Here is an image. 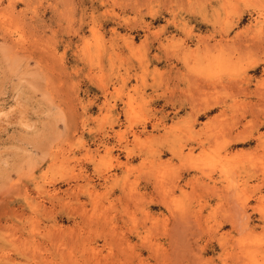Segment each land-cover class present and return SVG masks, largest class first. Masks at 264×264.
Here are the masks:
<instances>
[{"label": "rangeland", "instance_id": "rangeland-1", "mask_svg": "<svg viewBox=\"0 0 264 264\" xmlns=\"http://www.w3.org/2000/svg\"><path fill=\"white\" fill-rule=\"evenodd\" d=\"M263 95L264 0H0V264H264Z\"/></svg>", "mask_w": 264, "mask_h": 264}, {"label": "bare ground", "instance_id": "bare-ground-1", "mask_svg": "<svg viewBox=\"0 0 264 264\" xmlns=\"http://www.w3.org/2000/svg\"><path fill=\"white\" fill-rule=\"evenodd\" d=\"M205 40V39H204ZM244 89V88H243ZM203 90V89H202ZM204 91V90H203ZM264 96V95H263ZM242 138V137H241ZM244 138V137H243ZM238 140H240V139H238ZM242 140V139H241ZM242 209V208H241ZM236 223V222H235Z\"/></svg>", "mask_w": 264, "mask_h": 264}]
</instances>
